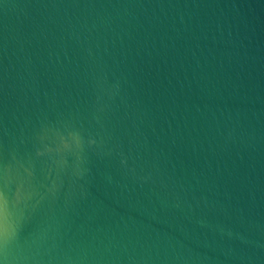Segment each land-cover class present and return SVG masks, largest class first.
Returning <instances> with one entry per match:
<instances>
[{"label": "water", "instance_id": "obj_1", "mask_svg": "<svg viewBox=\"0 0 264 264\" xmlns=\"http://www.w3.org/2000/svg\"><path fill=\"white\" fill-rule=\"evenodd\" d=\"M0 264H264V0H0Z\"/></svg>", "mask_w": 264, "mask_h": 264}]
</instances>
